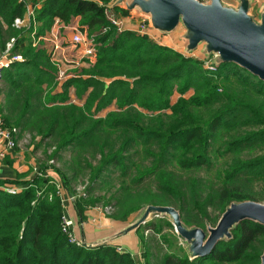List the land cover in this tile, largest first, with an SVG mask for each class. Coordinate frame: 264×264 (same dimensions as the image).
<instances>
[{"label":"trees","instance_id":"1","mask_svg":"<svg viewBox=\"0 0 264 264\" xmlns=\"http://www.w3.org/2000/svg\"><path fill=\"white\" fill-rule=\"evenodd\" d=\"M116 1L0 0V51L15 38L11 53H20L24 58L2 73L9 85L5 104L0 103L6 123L22 129L32 125L44 138L57 137L58 151L95 147L101 156L95 177H103L102 173L111 167L127 175L129 164H135L137 173L132 181L140 183L147 176H155L164 198L172 196L173 200L152 203L174 206L185 225L193 223L190 213L194 210V225L206 229V218L212 220L210 207L218 211L212 220L217 224L231 203L259 201L242 190L238 181L245 175L264 178V154L247 159L234 157L219 171V183L208 189L206 180L198 177L190 176L184 183L169 166L183 171L212 169L220 135L239 127L249 129L224 140L223 153L264 144V81L230 61L219 62L217 71H208L200 59L148 35L118 31L109 21L108 11L127 15L129 9ZM28 3L35 8L30 28L35 29L36 39L47 35L57 20L67 25L80 17L81 30L87 26L89 35L95 36V59H85L89 65L59 82L57 66L45 41L41 39L34 46L24 35L26 28L14 25L15 18L26 16ZM105 27L108 30L103 32ZM236 77L242 91L233 89ZM191 89L194 93L186 97ZM175 93L180 96L173 103ZM112 104L116 108L101 116L99 112ZM213 105L218 106L209 117L198 113L197 108ZM141 146L150 158V165L143 168L132 161V153L139 152ZM52 167L70 188L65 172ZM40 168L43 171L30 180L21 181L19 174L15 179L0 178V264H144L111 244L71 243L62 231L66 210L57 182L44 175V167ZM17 183L27 185L16 193L1 188ZM82 202L75 203L81 218L87 204ZM167 224L173 225L170 221ZM149 227L160 234L161 225L150 222ZM231 234L206 256L191 259L187 251L171 252L161 264L262 263V223L243 220L233 226ZM144 255L148 259L150 254Z\"/></svg>","mask_w":264,"mask_h":264},{"label":"rangeland","instance_id":"2","mask_svg":"<svg viewBox=\"0 0 264 264\" xmlns=\"http://www.w3.org/2000/svg\"><path fill=\"white\" fill-rule=\"evenodd\" d=\"M200 1L205 4H210L211 2V0ZM84 28V31L81 29L80 30L83 36L86 39H89V30L87 29V26ZM174 31L187 32L188 30L183 21H181ZM75 33H72L71 31L69 36L65 33H60L61 35L57 34L62 49L56 52L55 61L61 66L62 69L65 70L66 75L75 74L76 71H78L79 66L82 64L83 66L89 65L85 59L90 58L82 56V45H76L72 40ZM31 36V34H27L28 39H34V37ZM183 39L184 42H176L172 45H176L177 50L185 53L186 55L198 58L203 61V67L208 71L211 70L210 67L212 66V61L219 66L220 61L217 54L214 52L210 54L207 53V43L205 41L201 42L196 50L187 52L186 47L188 45L189 38L184 37ZM27 42H29V40H27ZM46 42L48 43L47 47H50L49 49H51V37L50 39L46 40ZM3 53L4 50L0 51V54ZM90 60H94V58ZM80 62L83 63L80 64ZM217 70H219V68H216V71ZM66 79L67 78L64 80ZM236 79L237 77L234 78L235 83L233 85L234 88H232L237 91H242L243 87L236 81ZM64 80L59 82H63ZM8 87V82L3 78H0V89L2 90L0 94L1 103L3 102L5 104ZM220 91H222V89ZM193 93L194 90L191 89L185 94V96L190 97ZM71 94L73 97H75L74 90H71ZM179 96L180 95L178 93H175L172 97V102L175 103ZM217 106L218 105L202 107L197 108V110L203 118H207L214 112ZM113 108L114 106H110L106 109H103L101 116H105ZM168 112H170V110H168ZM247 128L248 127H239L228 132L224 131L223 134L220 135L217 143L215 144V157L212 169L207 170L205 167H202L198 170L183 171L178 167L171 166H169V169L174 171L175 177L181 179L184 183L189 180L190 176L206 180V189H208L210 185L219 183V171H222L224 167L227 166L228 162L234 157L247 159L260 155L262 156L264 154V144L259 143L247 146L246 148L241 149L238 153L222 152L224 140L230 139L231 135L242 132ZM18 129H20L21 133L19 132L17 136V146L13 151L24 150L27 155L28 153H32L35 162L37 163L36 168L38 174L43 171V169L40 167H44V170L48 171L49 168L54 170L52 167L53 165L64 171L65 174L70 178V188L65 186L60 176V181L58 183H61L62 186L64 185L63 187L67 195L72 194L77 196L76 200L74 201L75 203L82 200L83 202L87 203L85 204L86 208H99L102 209L108 216H113L114 218L126 221L128 219L131 220L132 218L134 220L140 219L150 205H155L152 202L162 203L173 200L172 196L164 198V193L159 189V184L155 176H147L140 183L132 181L133 176L137 173L135 164H129L130 169L127 175H123L119 168L111 167L108 171L102 173L103 177H101V175L99 177H95V171L99 166L101 159V156L95 147H91L90 145L85 147L79 146L75 148L69 147L58 151L57 137L49 136L44 138L42 134H39L37 129L32 125H29V127L26 126L23 129L22 127ZM132 161L138 165H141V168L150 165V158H148L142 146L140 147L139 152L132 153ZM34 171L37 172L36 169H34ZM238 184L242 190L249 193L260 202L264 203V178L245 175L239 179ZM132 198L135 200L132 201ZM91 199H93V202H91ZM133 207L136 209H131ZM126 211H129L128 216L126 218H122L124 212ZM208 212L211 215L212 220L216 219L218 216V211H216L214 208L210 207ZM190 219L193 223L191 225H186V227L189 229L196 227L194 225V223L197 222L195 210L190 213ZM206 219V229L216 226V220L214 222L208 218ZM168 221L172 223L173 218L171 215L165 214L162 216L152 213L149 216L147 222L145 224H141L142 228L139 237H143L145 248L148 251V254L150 253L151 256H149L152 258V264H160L164 256L171 252L182 254L183 252L187 251V253L191 255L190 244L184 238L178 235L173 225L170 226L167 224ZM150 222H155L157 225H161L160 234L150 229ZM145 253H143V255Z\"/></svg>","mask_w":264,"mask_h":264},{"label":"water","instance_id":"3","mask_svg":"<svg viewBox=\"0 0 264 264\" xmlns=\"http://www.w3.org/2000/svg\"><path fill=\"white\" fill-rule=\"evenodd\" d=\"M135 7L150 15L153 29L162 33L172 32L183 21L188 30L184 36L189 38L187 52L205 41L208 54L214 52L220 62H234L264 81V19L256 22L247 0L238 9L225 6L222 0H211L210 4L200 0H134L127 8ZM152 213L172 216L176 232L190 244L192 259L210 254L221 239L231 238V229L243 220L264 225V203L255 200L231 203L216 226L208 229L187 228L179 210L171 205H150L133 227L145 224Z\"/></svg>","mask_w":264,"mask_h":264},{"label":"crops","instance_id":"4","mask_svg":"<svg viewBox=\"0 0 264 264\" xmlns=\"http://www.w3.org/2000/svg\"><path fill=\"white\" fill-rule=\"evenodd\" d=\"M134 0H121L120 6L128 9L127 7ZM225 6L231 7L233 9H238L244 0H222ZM249 2V13L256 20V22L261 23L264 19V0H247ZM41 4L38 6L40 7ZM111 10V11H110ZM110 12L115 13L124 23L125 30H136L139 22L143 18H148L149 21L151 19L150 15L143 12L139 7H135L133 9H129V14L121 15L112 9H109L108 15ZM80 17H75L69 24H64L60 20H57L52 28L56 34L61 35L65 33L66 35H70L75 33L76 31L81 29L80 26ZM51 30V31H52ZM50 31V32H51ZM81 31V30H80ZM49 32V33H50ZM154 36L157 37L158 42L163 45H167L174 49L176 45H172L174 43H182L184 42V31H172L170 33H162L160 31L153 30ZM61 33V34H60ZM30 35V34H29ZM95 59V58H94ZM83 63V62H82ZM80 62V64H82ZM83 66V64L81 65ZM79 66V67H81ZM60 90L61 87H58ZM73 90V89H72ZM1 101V100H0ZM1 103V102H0ZM82 104V103H81ZM112 110L116 107L114 104ZM110 107V106H109ZM103 111V110H102ZM101 111V112H102ZM101 112L100 115H101ZM2 146L0 144V150ZM37 163L31 154L25 153L22 151H13L7 154L3 159H0V178L5 179H15L18 174L21 175L20 180H30L33 179L37 174ZM36 169L37 172L34 171ZM48 170V169H47ZM44 175L46 177H50L52 180H55L57 183L60 181L59 174L49 168L48 171H45ZM27 184L17 183L15 185L6 184L5 186H13L23 189ZM62 194L64 198H68L70 194L67 195L64 187L62 190ZM68 207V215L75 220L74 231L78 238H80L86 245H102L104 243L111 244L116 246L117 248H121L122 250L128 251L135 255V257L140 258L142 263L146 264L148 261L149 264H152V258L149 256L146 259V255L148 251L145 248V243L143 237H139L141 226L133 227L135 223L139 221V219H128L126 221L114 218L113 216H108L104 213L102 209L99 208H91L87 207L84 212L83 218H81L77 212V208L75 202H71L69 198L66 201ZM143 243H142V242ZM143 252V253H142ZM150 254V253H149ZM151 258V259H150ZM165 258V256H164ZM163 258V260H164ZM161 261V263L163 262ZM160 263V264H161Z\"/></svg>","mask_w":264,"mask_h":264},{"label":"built area","instance_id":"5","mask_svg":"<svg viewBox=\"0 0 264 264\" xmlns=\"http://www.w3.org/2000/svg\"><path fill=\"white\" fill-rule=\"evenodd\" d=\"M27 7H28V10H27L26 16L15 18L14 25L17 27H25L26 28L24 35H25V37H27V34H31L32 35L31 37H34V39L31 40V42L34 46H36L38 44V41L42 39L45 41L46 47H47L48 43L46 42V40L50 39V37H51V39H52L51 49H49L50 47L49 48L47 47V49L51 53L52 59H53L55 65L57 66V80L62 81L65 78L73 76L74 74H70V75L67 74L66 75L65 70L62 69L61 66L55 61L56 52H58L60 49H62L58 35L55 33V31L52 30L47 35L40 36L38 39H36L35 29L31 30V28H30V20L32 17H34L35 8L33 7V5L31 3H28ZM108 18H109V21L114 26H116L118 31L125 30L123 21L115 13L110 12V14L108 15ZM107 30H108V28L105 27L103 29V32L107 31ZM153 30L154 29H153L149 19L143 18L139 22L137 29L134 31H137L140 34L148 35L153 40L158 42L157 37L154 36L155 34H154ZM72 40L76 45H80V46L82 45V56L83 57L90 58V59H93L96 57L97 43H96L94 35L90 36L89 39H86L83 36L82 32L80 30H78L73 35ZM14 43H15V38H11V40L7 43V46L4 50V53L0 54V78H2V73H3V70L5 68H8L14 62L24 60L23 56L20 53H17V54L11 53V49H12ZM210 58H212V57H210ZM210 68H211V70H209V71L214 72V71H216V68H218V64H215L212 61V66ZM19 132H20V129H18L17 127L8 125L6 123L4 117L0 113V144L2 146V148L0 150V159H3L7 154L11 153L16 148L17 136H18ZM56 186H57L58 194H60V196L62 197L63 196L62 184L57 183ZM1 188L7 190L10 193H16V192L20 191L19 188H16L13 186H1ZM68 198L71 202H74L76 200L77 196L70 194ZM67 199L62 197L63 203L65 205V210H66L64 213V216L62 218V231H63V233H65L67 235V237L71 243H74L78 246H85L86 244L80 238L77 237V235L74 231L75 220L68 215V207H67V203H66ZM118 249L122 250L121 248H118Z\"/></svg>","mask_w":264,"mask_h":264}]
</instances>
